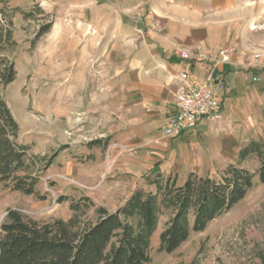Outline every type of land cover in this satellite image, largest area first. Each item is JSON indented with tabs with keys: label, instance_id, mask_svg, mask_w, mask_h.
Here are the masks:
<instances>
[{
	"label": "rangeland",
	"instance_id": "obj_1",
	"mask_svg": "<svg viewBox=\"0 0 264 264\" xmlns=\"http://www.w3.org/2000/svg\"><path fill=\"white\" fill-rule=\"evenodd\" d=\"M138 1H8L11 24L2 21L1 27L10 37L0 56L13 62L16 75L2 96L18 124L16 142L29 147L31 156L53 162L40 176L37 195L11 192L0 183V226L8 210L42 224L67 220L70 203L82 204L85 197L109 213L119 208L130 179L115 176L114 162H131L138 149L132 148L131 157L109 149L120 105L115 89L123 59L148 29L162 35L165 22L176 19L199 41L208 38L206 50L195 43L198 58L230 47L248 59L245 65L253 54L264 64V0H147L145 7ZM46 26L49 32L40 35ZM129 39L133 46L128 47ZM34 162L42 169L44 163ZM236 164L253 175V187L240 203L170 254L158 248L168 219L161 216L150 240L149 264H264V184L258 181V161L234 159L231 165ZM223 171L214 170L210 177L218 179ZM170 175L177 185L184 181ZM152 176L143 175L137 188L154 190L145 185ZM84 211V220L95 219L92 209L84 205Z\"/></svg>",
	"mask_w": 264,
	"mask_h": 264
},
{
	"label": "trees",
	"instance_id": "obj_2",
	"mask_svg": "<svg viewBox=\"0 0 264 264\" xmlns=\"http://www.w3.org/2000/svg\"><path fill=\"white\" fill-rule=\"evenodd\" d=\"M8 1L0 0V50L10 37V31L1 27L2 21L7 27L11 24ZM15 75L13 62L0 56V183L11 192L37 195L40 176L53 158L31 156L29 147L16 142L18 124L2 96ZM253 157L258 161V181L264 184L263 140H253L238 152L239 163ZM35 160L44 163L42 169ZM252 180L239 164L225 167L218 179L189 174L179 185L176 176L156 173L145 182L154 190L136 189L113 213L86 197L82 204L70 203L72 215L67 220L44 224L8 210L0 226V264H149L150 240L161 216L168 219L158 248L170 254L239 204L252 189ZM84 205L86 211L92 209L94 220L82 218Z\"/></svg>",
	"mask_w": 264,
	"mask_h": 264
},
{
	"label": "crops",
	"instance_id": "obj_3",
	"mask_svg": "<svg viewBox=\"0 0 264 264\" xmlns=\"http://www.w3.org/2000/svg\"><path fill=\"white\" fill-rule=\"evenodd\" d=\"M148 3L139 0L136 5L145 7ZM194 33L185 23L168 20L162 35L157 36L154 27L148 29L122 61L120 85L115 89L120 105L110 138L112 143L136 147L138 151L127 164H123V158L114 162L115 176L130 179L123 186L124 197L118 207L138 189L136 181L143 175L177 174L184 180L189 174L209 177L214 170L224 169L238 159V152L248 143L264 138V67L249 69L245 65L248 59L238 52L232 65L220 67L225 85L219 94L222 120L202 121L192 134L161 136L181 86L179 72L187 70L203 81L211 68L195 51L197 42L206 50L208 38L199 41ZM132 41L129 39L128 47ZM175 43L193 55L190 60H181Z\"/></svg>",
	"mask_w": 264,
	"mask_h": 264
},
{
	"label": "built area",
	"instance_id": "obj_4",
	"mask_svg": "<svg viewBox=\"0 0 264 264\" xmlns=\"http://www.w3.org/2000/svg\"><path fill=\"white\" fill-rule=\"evenodd\" d=\"M178 52L183 61H188L193 56L182 49H178ZM235 54V48L228 47L219 49L216 56L201 58L204 64L211 67L203 81H198L187 70L179 72L178 81L181 86L176 93L173 114L168 117L165 128L161 132L162 137L176 138L183 134H192L202 121L208 120L216 123L222 120L219 94L225 85L220 67L221 65H232V58ZM247 67L249 69L264 67L259 54L251 55ZM109 149H115L130 157L134 155V149L119 143H114Z\"/></svg>",
	"mask_w": 264,
	"mask_h": 264
},
{
	"label": "bare ground",
	"instance_id": "obj_5",
	"mask_svg": "<svg viewBox=\"0 0 264 264\" xmlns=\"http://www.w3.org/2000/svg\"><path fill=\"white\" fill-rule=\"evenodd\" d=\"M46 75V74H45Z\"/></svg>",
	"mask_w": 264,
	"mask_h": 264
}]
</instances>
